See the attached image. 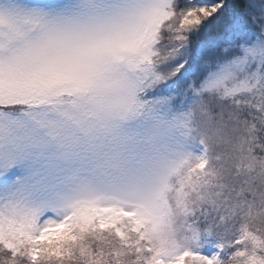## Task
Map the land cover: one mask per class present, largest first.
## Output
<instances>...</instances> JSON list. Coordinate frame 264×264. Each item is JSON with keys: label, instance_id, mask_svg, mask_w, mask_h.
<instances>
[{"label": "snow or ice", "instance_id": "1", "mask_svg": "<svg viewBox=\"0 0 264 264\" xmlns=\"http://www.w3.org/2000/svg\"><path fill=\"white\" fill-rule=\"evenodd\" d=\"M0 264H264V0H0Z\"/></svg>", "mask_w": 264, "mask_h": 264}]
</instances>
